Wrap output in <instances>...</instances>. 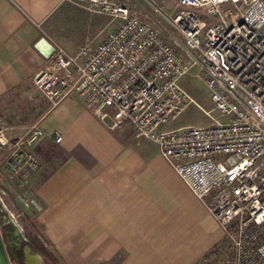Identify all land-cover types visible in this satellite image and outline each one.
Returning <instances> with one entry per match:
<instances>
[{
  "label": "built area",
  "instance_id": "2783aa9c",
  "mask_svg": "<svg viewBox=\"0 0 264 264\" xmlns=\"http://www.w3.org/2000/svg\"><path fill=\"white\" fill-rule=\"evenodd\" d=\"M88 1L115 24L75 52L40 36L50 65L33 73L35 88L52 105L77 97L109 125L127 123L153 142L214 218L236 264H264V0H175L173 14L156 7L160 25L125 3ZM197 86L210 108L191 94ZM189 104L209 120L165 126ZM6 129L0 124V176L22 185L38 166L44 130L37 121ZM20 198L40 207L33 195Z\"/></svg>",
  "mask_w": 264,
  "mask_h": 264
},
{
  "label": "crops",
  "instance_id": "0c3cea01",
  "mask_svg": "<svg viewBox=\"0 0 264 264\" xmlns=\"http://www.w3.org/2000/svg\"><path fill=\"white\" fill-rule=\"evenodd\" d=\"M68 3L0 0V101L16 89L37 91L31 77L50 63L35 41L52 37L45 29ZM36 120L44 135L34 147L38 166L25 183L40 203L35 218L42 236L63 264H187L223 246L214 218L156 145L139 140L129 124L109 125L74 96ZM51 142L61 157L49 166L42 151Z\"/></svg>",
  "mask_w": 264,
  "mask_h": 264
},
{
  "label": "rangeland",
  "instance_id": "374dc122",
  "mask_svg": "<svg viewBox=\"0 0 264 264\" xmlns=\"http://www.w3.org/2000/svg\"><path fill=\"white\" fill-rule=\"evenodd\" d=\"M68 1L67 7L60 13L58 19L45 30L70 50L78 49L83 43L99 40L103 33L116 22V19L109 13L97 10V7L88 0ZM113 1L129 5L143 19L156 25L166 23L156 7L168 15L173 14L175 10V0ZM192 77L193 75H191ZM190 90L192 95H197L202 99L200 103L204 108L211 107L208 93L204 87H192ZM51 106L52 104L38 90L35 91L33 87L16 89L10 92L6 99L0 101V124L5 125L7 128L17 125L23 128L37 121L36 118ZM208 120L209 118L203 110L194 104H189L176 117L170 119L165 126L175 127L190 123L203 124ZM120 127H124L128 130V133L132 132L128 126L121 125ZM136 137L141 141L151 142L142 137ZM42 152L48 154V157L42 155L49 166H52L61 157V152L53 142L48 148L45 147ZM1 181L3 183L1 182L0 185V201L4 210L0 211V233L7 249L9 264H27L25 260L26 246L29 248L27 260L29 255L38 256L40 254L41 264H53L50 261L52 258L57 263L63 264L42 236L35 218L38 208L30 202L29 206H25L24 199L20 198V195L31 197V187L27 183L17 185L13 179L1 178ZM28 262L33 264L29 260ZM187 264H236V259L233 248L225 241L223 246L216 247L213 251L199 253Z\"/></svg>",
  "mask_w": 264,
  "mask_h": 264
},
{
  "label": "water",
  "instance_id": "95a60500",
  "mask_svg": "<svg viewBox=\"0 0 264 264\" xmlns=\"http://www.w3.org/2000/svg\"><path fill=\"white\" fill-rule=\"evenodd\" d=\"M25 250H26V257H27V254H28L27 251L29 250V248L26 246ZM38 256H39L40 264H41L42 260H41L40 254H38ZM26 257H25V260H26L27 264H29V262L26 259ZM0 264H9V258H8L7 249H6V246L4 244V240L2 238L1 233H0Z\"/></svg>",
  "mask_w": 264,
  "mask_h": 264
},
{
  "label": "bare ground",
  "instance_id": "6f19581e",
  "mask_svg": "<svg viewBox=\"0 0 264 264\" xmlns=\"http://www.w3.org/2000/svg\"><path fill=\"white\" fill-rule=\"evenodd\" d=\"M28 260L33 262V264H40L39 256H31V255H29V259Z\"/></svg>",
  "mask_w": 264,
  "mask_h": 264
},
{
  "label": "flooded vegetation",
  "instance_id": "af4514ba",
  "mask_svg": "<svg viewBox=\"0 0 264 264\" xmlns=\"http://www.w3.org/2000/svg\"><path fill=\"white\" fill-rule=\"evenodd\" d=\"M1 176H0V185H1ZM3 183V182H2ZM4 210V208H3V205H2V203H1V201H0V211H3Z\"/></svg>",
  "mask_w": 264,
  "mask_h": 264
},
{
  "label": "trees",
  "instance_id": "16d2710c",
  "mask_svg": "<svg viewBox=\"0 0 264 264\" xmlns=\"http://www.w3.org/2000/svg\"><path fill=\"white\" fill-rule=\"evenodd\" d=\"M50 256V255H49ZM52 258V257H51ZM53 264H59V263H57L56 262V260L54 259V258H52L51 260H50Z\"/></svg>",
  "mask_w": 264,
  "mask_h": 264
}]
</instances>
